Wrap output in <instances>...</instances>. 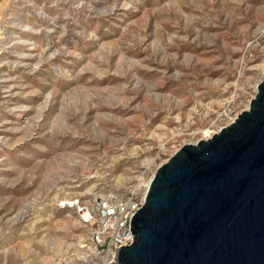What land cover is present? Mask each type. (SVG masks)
I'll use <instances>...</instances> for the list:
<instances>
[{
  "label": "rangeland",
  "instance_id": "rangeland-1",
  "mask_svg": "<svg viewBox=\"0 0 264 264\" xmlns=\"http://www.w3.org/2000/svg\"><path fill=\"white\" fill-rule=\"evenodd\" d=\"M264 79V0H0V264H101L70 204L142 195Z\"/></svg>",
  "mask_w": 264,
  "mask_h": 264
},
{
  "label": "water",
  "instance_id": "water-1",
  "mask_svg": "<svg viewBox=\"0 0 264 264\" xmlns=\"http://www.w3.org/2000/svg\"><path fill=\"white\" fill-rule=\"evenodd\" d=\"M116 264H264V79L247 110L154 171Z\"/></svg>",
  "mask_w": 264,
  "mask_h": 264
},
{
  "label": "built area",
  "instance_id": "built-area-1",
  "mask_svg": "<svg viewBox=\"0 0 264 264\" xmlns=\"http://www.w3.org/2000/svg\"><path fill=\"white\" fill-rule=\"evenodd\" d=\"M145 192L140 196L136 193L124 197L100 195L90 203L77 199L70 204L80 222L90 228L95 245L94 256L100 259L101 264H116L118 249L132 244L134 236L130 230V219L143 206Z\"/></svg>",
  "mask_w": 264,
  "mask_h": 264
},
{
  "label": "bare ground",
  "instance_id": "bare-ground-1",
  "mask_svg": "<svg viewBox=\"0 0 264 264\" xmlns=\"http://www.w3.org/2000/svg\"><path fill=\"white\" fill-rule=\"evenodd\" d=\"M210 138V133L208 134V132H206L204 134V139ZM150 180V179H149ZM149 180H147L146 182L143 183V186L145 187L143 190V193L145 192V190L147 189V186L149 184ZM107 261V259H105Z\"/></svg>",
  "mask_w": 264,
  "mask_h": 264
}]
</instances>
